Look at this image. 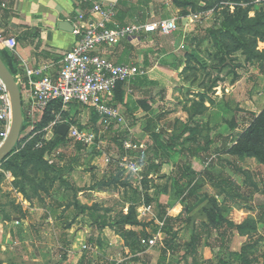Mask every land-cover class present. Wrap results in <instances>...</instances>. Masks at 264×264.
<instances>
[{
	"label": "rangeland",
	"instance_id": "1",
	"mask_svg": "<svg viewBox=\"0 0 264 264\" xmlns=\"http://www.w3.org/2000/svg\"><path fill=\"white\" fill-rule=\"evenodd\" d=\"M154 1L153 20L176 18L178 33L108 48L148 70L142 113L112 122L71 104L65 119L98 140L91 149L67 137L47 157L74 165L64 180L83 193L71 234L14 205L10 174L24 171L0 164V264H160L166 250V264H264V0ZM27 125L13 153H26ZM125 143L138 147L128 150L138 176L120 165ZM227 179L239 187L229 196ZM94 183L108 193L95 198ZM20 217L30 226L13 225ZM154 236L153 248L138 244Z\"/></svg>",
	"mask_w": 264,
	"mask_h": 264
},
{
	"label": "crops",
	"instance_id": "2",
	"mask_svg": "<svg viewBox=\"0 0 264 264\" xmlns=\"http://www.w3.org/2000/svg\"><path fill=\"white\" fill-rule=\"evenodd\" d=\"M4 1L8 4V9L1 12L0 32L5 39H15L17 46L11 50L0 43V59L9 69L21 92L24 124H28L27 126L31 129L29 138L21 149L28 150L29 147L26 146L30 145L28 142L35 136L32 129L35 128L36 132V129L42 123H45L44 120L49 117H46V114L53 116L55 113L69 112L68 108L66 110L62 109V112L56 109L40 111L34 108L31 98L32 86L29 72L49 68L51 72L56 73L64 55L71 51L78 40L73 33L61 30L59 24L63 21H68L73 25L74 29H82L83 25L78 24L75 21V17L80 13H88L94 3L107 5L110 0H0V2ZM164 4L166 6V3ZM156 6L154 0L151 2L148 0L137 3L133 1L129 4L121 3L118 6L117 21L121 25L134 23L133 20L140 23H150L155 16L154 8ZM130 11L131 13H129ZM148 35L151 37L155 36L156 33L150 32ZM137 40L140 39L133 38L129 42ZM116 48H119V46ZM127 52L128 49L124 48L123 51L117 52L121 53V55L113 56L114 50H102L104 56L118 64L130 63L128 62L129 58H127V55L129 54ZM39 79L33 78V81H38ZM149 80L145 78L139 79L118 87L114 100L117 104L118 95H124V103L117 104L121 113H142V110L138 107L137 100L149 97H139L138 92L141 93L143 88L147 87V85L150 86ZM131 93H133L132 95L135 93V96L132 97ZM129 96L132 99H129ZM141 126H143L142 121L137 125L138 131H141L139 130ZM64 139H67V137ZM51 143L52 141L46 142L43 147V149L47 148L43 155L45 164L37 161H28L20 167L23 168L24 172H18L17 176L10 174L12 181L8 183L9 192L16 199L14 205L20 206L24 214L30 215L35 219L41 215L40 219H44L46 226L56 227L57 225L59 226L58 229L64 228V232L71 234V230L75 228V225H73L75 222L74 217L78 216V213L75 215L74 208L82 205L79 202L80 198L78 195L82 196L81 194L83 193L75 188L74 181L70 182L69 180L70 183H67L68 181L64 180L67 175L73 173L74 165L67 167L69 164L65 165V161L62 158L56 161L47 158L48 155L52 156L57 148L63 146L61 143L52 146ZM36 145L35 147L32 146L33 151L41 150L37 149ZM57 154L60 153L57 152ZM119 162H121V159ZM69 171L70 174H67ZM96 185L98 184L94 183L90 187V191H88L95 198L108 193L104 186H100L96 190ZM65 186H69L68 188H71V192L76 190L73 193L70 192L71 196L66 195L64 193ZM12 222L15 226L23 223L24 226L29 227L31 224L29 221H24L23 217L16 218ZM12 230L11 227V231L7 236L10 242H13L14 245H23L24 241L19 243L13 240Z\"/></svg>",
	"mask_w": 264,
	"mask_h": 264
},
{
	"label": "built area",
	"instance_id": "3",
	"mask_svg": "<svg viewBox=\"0 0 264 264\" xmlns=\"http://www.w3.org/2000/svg\"><path fill=\"white\" fill-rule=\"evenodd\" d=\"M124 2L132 3L133 0H110L107 5L94 3L88 13H80L75 17V21L83 27L73 30L78 40L71 51L64 55L59 70L53 73L49 68H45L29 72L34 108L45 111L51 105L60 103L62 109L66 110L71 104H79L92 109L104 120L122 121L120 108L114 100L115 92L120 85L146 78L148 70L140 64L115 63L104 56L102 50L116 48L133 38L141 39L150 32L160 36H171L179 30L176 18L121 25L117 21L118 6ZM7 9L8 4L5 1L0 2V23L1 12ZM0 43L11 50L17 46L15 39H5L1 32ZM33 78L40 79L33 81ZM62 125L69 126L67 134L69 140L91 149L95 146L98 139L93 131L80 130L70 121L57 118L41 131L35 132V128L32 129L34 135L41 136L36 148L42 149L46 142H51L55 135H59L57 131ZM11 126V97L0 77L1 144L7 139ZM123 148L126 153L121 157L122 166L138 176L141 173V166L128 154V150L138 147L125 143ZM147 210L149 209L145 208L143 212ZM139 241L143 247L153 248L157 245L155 236L141 238ZM84 249L87 247L84 246Z\"/></svg>",
	"mask_w": 264,
	"mask_h": 264
},
{
	"label": "water",
	"instance_id": "4",
	"mask_svg": "<svg viewBox=\"0 0 264 264\" xmlns=\"http://www.w3.org/2000/svg\"><path fill=\"white\" fill-rule=\"evenodd\" d=\"M61 30L73 33V25L68 21H63L59 24ZM0 77L5 82L9 91L12 103V126L7 139L0 145V164L5 161L15 150L23 129L24 114L22 110V96L20 89L10 73L7 66L0 59ZM69 131L68 125L59 127L57 133L66 138Z\"/></svg>",
	"mask_w": 264,
	"mask_h": 264
},
{
	"label": "trees",
	"instance_id": "5",
	"mask_svg": "<svg viewBox=\"0 0 264 264\" xmlns=\"http://www.w3.org/2000/svg\"><path fill=\"white\" fill-rule=\"evenodd\" d=\"M125 3H127V2H125ZM127 4H129V3H127ZM52 109H56L57 111H61L62 112V106H61V104L60 103H56V104H53V105H51L47 110H52ZM65 112H63V113H59L60 114V116L62 117V118H64V120H69L68 118H66L65 119V114H64ZM47 117V116H46ZM55 119H53L51 116L50 117H48L47 118V120L45 121V123H42L41 125H40V127H38V129L37 130H39V131H41V130H43L50 122H52V121H54ZM71 122V121H70ZM72 124V123H71ZM73 125V124H72ZM80 130H84L83 129V127H81V126H79L78 127ZM38 140H40L41 141V136H39L38 137ZM65 139L64 138H62L61 136H59V135H55V137H54V139L52 140V143H51V145L52 146H55V145H57V144H59V143H61L62 141H64ZM35 143V144H34ZM33 144H31V145H29V147H30V149H28V150H26L25 152L26 153H16V151L13 153V154H11L8 158H7V163L8 164H10V166H12V167H14L15 169H18V170H20V169H23V168H20L21 167V165L22 164H24V163H26V162H28V161H37V162H39V163H42V164H45V162H44V159H43V155H44V153L46 152V150H47V148L46 149H41V150H36V151H33V148H32V146H34L35 147V145L37 144L36 143V141L34 142ZM51 146V147H52ZM29 150H32V151H29ZM40 151V152H39ZM6 162H4V163H6ZM4 163H2V165H4ZM6 163V164H7ZM5 164V165H6ZM18 173V172H17ZM14 174V173H13ZM16 176H17V174H16ZM146 176H148V175H146ZM224 183H225V185H227L226 186V190L224 191V193L226 194V195H231L232 193H233V187L234 188H239L237 185H235V183H231V181L229 180V179H227V180H224ZM194 190H193V188H192V191H191V193H190V195L191 196H194L193 194H194ZM234 193H235V191H234ZM170 221L169 220H165L164 221V223H165V225L166 224H168ZM138 244L141 246V244H140V241H138ZM172 247V245H170V248ZM134 252V254L135 253H137V251L136 250H134L133 251ZM160 264H166V262H167V250L166 251H164L163 252V255H162V257H161V259H160ZM237 264H249L248 263V260L245 258V257H243L242 256V258L241 259H239V260H237Z\"/></svg>",
	"mask_w": 264,
	"mask_h": 264
}]
</instances>
